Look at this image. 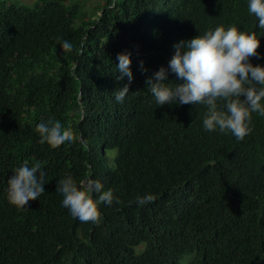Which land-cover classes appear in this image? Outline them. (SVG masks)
<instances>
[{
	"label": "trees",
	"instance_id": "1",
	"mask_svg": "<svg viewBox=\"0 0 264 264\" xmlns=\"http://www.w3.org/2000/svg\"><path fill=\"white\" fill-rule=\"evenodd\" d=\"M86 2L0 0V264H264V149L214 79L264 1Z\"/></svg>",
	"mask_w": 264,
	"mask_h": 264
},
{
	"label": "clouds",
	"instance_id": "2",
	"mask_svg": "<svg viewBox=\"0 0 264 264\" xmlns=\"http://www.w3.org/2000/svg\"><path fill=\"white\" fill-rule=\"evenodd\" d=\"M262 1L264 0H258V4L261 5ZM258 9H254L257 17ZM212 32L208 26L200 28L198 32L200 40L202 42L204 38L209 40L212 37ZM262 47H264V34H260L253 40L248 48H243L245 53L241 55L238 61L232 62L229 68L220 71L214 77L216 79L220 77L222 72H225L222 77V84L215 86L225 93L230 110L236 109L242 114L244 117L243 124L248 126L251 132L254 120L257 129L252 138L260 149H264L260 142V140H264V53L261 51ZM197 56L200 57L201 53L198 52L195 57H190L189 62L200 65V62L196 61ZM250 56H256L258 59L253 62L248 59ZM210 90L211 86L209 93ZM251 116L253 119L250 120ZM110 151L108 150L107 154Z\"/></svg>",
	"mask_w": 264,
	"mask_h": 264
},
{
	"label": "rangeland",
	"instance_id": "3",
	"mask_svg": "<svg viewBox=\"0 0 264 264\" xmlns=\"http://www.w3.org/2000/svg\"><path fill=\"white\" fill-rule=\"evenodd\" d=\"M14 1H20L26 5H29V4H33L35 0H14ZM98 1L101 0H87V2L85 3V10H84L85 14L90 15ZM96 11L100 12L99 9Z\"/></svg>",
	"mask_w": 264,
	"mask_h": 264
}]
</instances>
